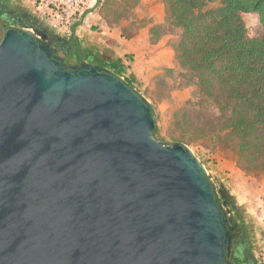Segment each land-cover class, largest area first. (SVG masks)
<instances>
[{"label": "water", "instance_id": "water-1", "mask_svg": "<svg viewBox=\"0 0 264 264\" xmlns=\"http://www.w3.org/2000/svg\"><path fill=\"white\" fill-rule=\"evenodd\" d=\"M35 31L0 39V264H225L223 182L153 136L138 90L64 69Z\"/></svg>", "mask_w": 264, "mask_h": 264}, {"label": "trees", "instance_id": "trees-1", "mask_svg": "<svg viewBox=\"0 0 264 264\" xmlns=\"http://www.w3.org/2000/svg\"><path fill=\"white\" fill-rule=\"evenodd\" d=\"M165 1L179 29L173 47L181 79L195 88V97L175 114L181 134L172 140H208L239 157L245 168H264V0ZM133 5L105 0L102 13L109 25L131 36L145 26L130 19ZM246 13L257 14L260 36L249 35ZM150 31L154 40L168 33Z\"/></svg>", "mask_w": 264, "mask_h": 264}, {"label": "rangeland", "instance_id": "rangeland-1", "mask_svg": "<svg viewBox=\"0 0 264 264\" xmlns=\"http://www.w3.org/2000/svg\"><path fill=\"white\" fill-rule=\"evenodd\" d=\"M104 1L82 0L81 13L76 12L65 24L63 19L56 21V17L43 13L35 0H11L29 8L60 32H75L84 42L125 63L129 71L127 80L154 109L157 133L153 136L167 144L173 143V136L181 134L173 119L178 108L195 97V88L180 76L173 47L179 29L171 24L168 5L165 0H132L135 5L128 7L130 19H135L136 25L144 22L145 26L125 36L119 27L107 23L102 13ZM243 19L250 36L262 34L257 14H243ZM152 28L168 33L154 40L156 35L151 33ZM3 33L0 22V39ZM208 110L214 112L213 106L209 105ZM176 141L189 146L209 177L221 180L226 186L250 228L257 258L264 264V168H245L239 157L231 156L227 149L208 140Z\"/></svg>", "mask_w": 264, "mask_h": 264}, {"label": "flooded vegetation", "instance_id": "flooded-vegetation-1", "mask_svg": "<svg viewBox=\"0 0 264 264\" xmlns=\"http://www.w3.org/2000/svg\"><path fill=\"white\" fill-rule=\"evenodd\" d=\"M0 22L4 31L9 27L36 28L35 33L38 36L42 33L48 40L51 57L58 60L66 70L79 72L95 67L97 71H113L133 87L127 80L128 67L120 59L113 58L92 44L84 42L75 32L67 34L60 32L18 2L0 0ZM214 194L217 203L229 217L226 224L228 238L225 264H260L250 228L231 194L221 187L217 188Z\"/></svg>", "mask_w": 264, "mask_h": 264}, {"label": "built area", "instance_id": "built-area-1", "mask_svg": "<svg viewBox=\"0 0 264 264\" xmlns=\"http://www.w3.org/2000/svg\"><path fill=\"white\" fill-rule=\"evenodd\" d=\"M82 0H35L38 9H41L43 13L56 17L54 20L63 19L65 24L68 23L70 17L76 12L81 13L79 9ZM80 15V14H79ZM55 25V24H53Z\"/></svg>", "mask_w": 264, "mask_h": 264}]
</instances>
